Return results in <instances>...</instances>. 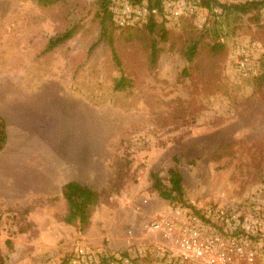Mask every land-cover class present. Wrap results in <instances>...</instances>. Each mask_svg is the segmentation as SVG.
I'll use <instances>...</instances> for the list:
<instances>
[{
	"label": "rangeland",
	"instance_id": "rangeland-1",
	"mask_svg": "<svg viewBox=\"0 0 264 264\" xmlns=\"http://www.w3.org/2000/svg\"><path fill=\"white\" fill-rule=\"evenodd\" d=\"M191 2L192 16L157 11L154 32L113 17L117 65L105 43L89 50L101 32L94 0H0L5 264H57L78 242L113 250L160 240L144 225L173 204L158 197L151 174L169 185L172 167L184 177L182 204L234 206L260 219L248 234L254 261L238 264H264V7L241 16ZM71 28L72 38L46 50ZM121 76L132 86L116 89ZM70 180L98 193L86 226L65 219Z\"/></svg>",
	"mask_w": 264,
	"mask_h": 264
},
{
	"label": "built area",
	"instance_id": "built-area-1",
	"mask_svg": "<svg viewBox=\"0 0 264 264\" xmlns=\"http://www.w3.org/2000/svg\"><path fill=\"white\" fill-rule=\"evenodd\" d=\"M165 17L192 16L191 0H161ZM112 15L118 25L147 24L156 9L146 2L113 1ZM258 217L248 218L234 206L173 204L170 210L157 213L144 225L158 233L160 240H148L124 249H94L85 242L73 245L57 264H238L254 261L249 232L260 227Z\"/></svg>",
	"mask_w": 264,
	"mask_h": 264
},
{
	"label": "trees",
	"instance_id": "trees-1",
	"mask_svg": "<svg viewBox=\"0 0 264 264\" xmlns=\"http://www.w3.org/2000/svg\"><path fill=\"white\" fill-rule=\"evenodd\" d=\"M38 4L43 7H49L54 5L60 0H35ZM96 7V17L99 21L101 32L99 39L90 47L89 50H93L96 46L101 43L108 45L112 57L120 65L117 52L115 50V39L113 34V15L111 10L112 0H94ZM132 3L142 4L146 2L150 9H156L157 11L161 8V0H127ZM201 7H206L208 10L214 8H219L224 14H232L246 16L251 15V13L261 11L264 7V0H246L244 2H230L222 3L218 0H197ZM157 22L155 21L154 15L150 17L149 27L152 32H154ZM76 33L75 28H71L61 33L60 35L50 39L46 50H52L53 48L60 46L68 39L72 38ZM162 37H166L165 33ZM158 43L153 42L151 47V62L156 64V59L158 55L159 48L157 47ZM223 47V44L218 43L216 45L217 50ZM198 44H193L192 46L186 48L184 54L186 56V61L189 63L193 62V58L197 53ZM261 79L264 80V71L261 75ZM132 86V81L125 77L121 76L115 81L116 89H125ZM8 140V130L7 122L4 117L0 114V152L4 149ZM169 174V185L165 184L163 179L158 173H152L151 178L153 181L152 188L158 194V197H161L165 200H168L172 204L181 203V195L184 191V177L182 172L176 168L172 167L168 171ZM61 195L65 199L68 213L65 217L66 221L72 223L76 220L80 222L82 226L89 224L91 220V214L98 202V193L93 190L89 185L83 184L77 180H70L63 185L61 190ZM7 245H10V241H6ZM0 264H5L4 258L0 257Z\"/></svg>",
	"mask_w": 264,
	"mask_h": 264
}]
</instances>
